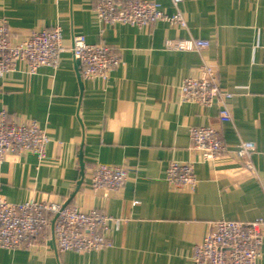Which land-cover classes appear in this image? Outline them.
Returning <instances> with one entry per match:
<instances>
[{"label": "crops", "instance_id": "1", "mask_svg": "<svg viewBox=\"0 0 264 264\" xmlns=\"http://www.w3.org/2000/svg\"><path fill=\"white\" fill-rule=\"evenodd\" d=\"M154 1L169 15L171 0ZM96 0H0V23L12 42L32 31L58 26L64 51L57 69L35 75L24 62L0 76V111L11 121L35 120L50 142L40 161L30 152L8 154L0 165V197L61 203L84 212L98 210L113 220V247L100 252H66L51 245V230L29 250H0V264H192L193 247L213 223L264 219V0H182L186 28L157 22L150 27L104 25L95 17ZM104 44L121 64L108 81H81L71 52L73 36ZM210 42L203 53L166 51L172 39ZM218 67L222 90L232 94L233 123H222L219 105L183 103L180 86L201 76L203 60ZM80 73V68H79ZM81 76V74H80ZM213 127L229 149L253 142L256 173L233 153L204 160L191 148V127ZM85 174L82 179L79 153ZM170 161L193 162L194 191L166 180ZM96 164L124 165L121 191L95 192ZM264 264V235L261 256Z\"/></svg>", "mask_w": 264, "mask_h": 264}, {"label": "built area", "instance_id": "2", "mask_svg": "<svg viewBox=\"0 0 264 264\" xmlns=\"http://www.w3.org/2000/svg\"><path fill=\"white\" fill-rule=\"evenodd\" d=\"M95 17L104 25L124 24L150 27L165 22L172 27L186 28L187 22L178 7L182 0H171L176 9L167 14L161 5L146 0H96ZM210 42L202 39H172L164 45L166 51L203 53ZM64 51L63 35L56 26L51 30L32 31L18 43L12 42L7 23H0V76L17 71L24 62L27 72L35 75L43 66L57 69ZM71 52L80 62L82 79L108 81L110 73L121 64L120 56L104 44H89L82 35L73 36ZM264 66V48L262 51ZM232 94L220 87L218 67L203 60L201 76L185 79L180 86V99L203 108L219 105L222 123H233L229 107ZM190 141L193 151L204 160H216L226 152L243 161L245 167L256 173L253 157L257 153L253 142L240 141L229 149L220 132L213 127H191ZM50 142L46 131L35 120L11 121L8 113L0 111V165L8 154L30 152L42 161ZM124 165L96 164L90 175V186L95 192L121 191L127 181ZM166 180L178 188L194 191L198 185L193 162L170 161ZM58 255L66 252L92 253L113 247L109 237L111 224L119 229L122 220H113L107 214L91 210L64 207L61 203L39 202L30 199L11 203L0 197V250H29L51 230ZM264 219L250 223L221 220L213 223L201 243L193 247L192 264H256L261 256Z\"/></svg>", "mask_w": 264, "mask_h": 264}, {"label": "water", "instance_id": "3", "mask_svg": "<svg viewBox=\"0 0 264 264\" xmlns=\"http://www.w3.org/2000/svg\"><path fill=\"white\" fill-rule=\"evenodd\" d=\"M76 66H77V71H78V79L80 80V87H81V90L83 89V84H82V81H81V76H80V73H79V67H80V62L78 60H76ZM79 160H80V168H81V176H82V179L80 180V182L78 183V187H77V190L78 188L80 187V185L82 184L83 182V179H84V174H85V163H84V156H83V152L82 150L80 151L79 153ZM68 203H66L65 205H63L64 207H67ZM54 220L51 222V234H52V240H51V245H54L55 246V241H54V238H53V232H54Z\"/></svg>", "mask_w": 264, "mask_h": 264}]
</instances>
